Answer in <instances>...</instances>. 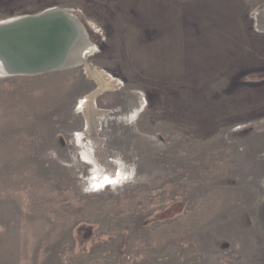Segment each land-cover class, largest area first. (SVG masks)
Instances as JSON below:
<instances>
[{
	"label": "rangeland",
	"instance_id": "374dc122",
	"mask_svg": "<svg viewBox=\"0 0 264 264\" xmlns=\"http://www.w3.org/2000/svg\"><path fill=\"white\" fill-rule=\"evenodd\" d=\"M52 8L114 81L0 79V264H264V0Z\"/></svg>",
	"mask_w": 264,
	"mask_h": 264
},
{
	"label": "water",
	"instance_id": "95a60500",
	"mask_svg": "<svg viewBox=\"0 0 264 264\" xmlns=\"http://www.w3.org/2000/svg\"><path fill=\"white\" fill-rule=\"evenodd\" d=\"M29 33L37 37L27 38L25 35ZM78 44L87 48L85 57L96 49L79 18L60 8L22 16L10 24L0 25V79L81 66L90 68L84 56L78 65L64 62Z\"/></svg>",
	"mask_w": 264,
	"mask_h": 264
},
{
	"label": "bare ground",
	"instance_id": "6f19581e",
	"mask_svg": "<svg viewBox=\"0 0 264 264\" xmlns=\"http://www.w3.org/2000/svg\"><path fill=\"white\" fill-rule=\"evenodd\" d=\"M19 18V17H17ZM17 18H14V19H11V20H8V21H4V22H1L0 25H3V24H10L11 22L17 20ZM27 38H36L37 36L35 34H32V33H29L27 35H25ZM87 52V48L86 47H83L82 45L80 46V44H78V46H76L74 49H72V51L68 54V56L64 59V62L67 63V64H72V65H78V64H81L82 62V57L84 56V58L86 59L85 57V53ZM94 52V50H92L90 53ZM86 69L88 70L89 74H90V77H92L93 79H95V81L97 83H99L100 85V89H107L110 87V84L114 81L113 78H111L109 75H107L105 72L103 71H98V70H94L92 68H87ZM93 97V98H92ZM92 97H90L89 99L86 100V104L88 102H90V99H94V96L92 95ZM84 103V101L82 102ZM85 104V105H86ZM89 113V112H88Z\"/></svg>",
	"mask_w": 264,
	"mask_h": 264
},
{
	"label": "crops",
	"instance_id": "0c3cea01",
	"mask_svg": "<svg viewBox=\"0 0 264 264\" xmlns=\"http://www.w3.org/2000/svg\"><path fill=\"white\" fill-rule=\"evenodd\" d=\"M246 1H256V0H246Z\"/></svg>",
	"mask_w": 264,
	"mask_h": 264
}]
</instances>
